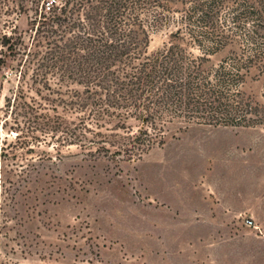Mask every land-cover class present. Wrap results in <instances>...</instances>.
<instances>
[{
    "label": "rangeland",
    "instance_id": "1",
    "mask_svg": "<svg viewBox=\"0 0 264 264\" xmlns=\"http://www.w3.org/2000/svg\"><path fill=\"white\" fill-rule=\"evenodd\" d=\"M51 1L0 0V152L8 154L0 156V264H264V124L175 120L165 124L163 144L133 154L142 127L134 116L122 128L115 119L88 117L77 104H58L57 91L82 87L66 86L55 73L35 77L32 65L19 81L24 62L10 55L3 36L31 47ZM179 27L173 18L152 26L148 54L180 45L202 58L205 71L228 56L229 48L204 56L176 36ZM21 89L31 108L16 114ZM241 90L264 105L260 67L250 69ZM207 158H239L229 170L256 193V204L233 227L177 229L176 188L170 189L176 178L165 174L204 176L213 170Z\"/></svg>",
    "mask_w": 264,
    "mask_h": 264
},
{
    "label": "trees",
    "instance_id": "2",
    "mask_svg": "<svg viewBox=\"0 0 264 264\" xmlns=\"http://www.w3.org/2000/svg\"><path fill=\"white\" fill-rule=\"evenodd\" d=\"M49 10L31 47L20 37L3 36L10 55L24 62L19 81L32 65L35 77L55 73L66 86L82 87L57 91L58 104H77L79 112L97 121L124 122L134 116L142 127L135 137L141 146L133 154L163 144L165 124L175 120L184 125L264 124V105L241 90L252 67L264 73V0H62ZM172 18L180 26L176 36L204 56L229 48L228 56L209 71L201 68V57L180 45L150 56V28ZM21 94L22 89L14 99L16 114L31 108ZM14 120L21 127V120ZM123 122L118 127H127Z\"/></svg>",
    "mask_w": 264,
    "mask_h": 264
},
{
    "label": "crops",
    "instance_id": "3",
    "mask_svg": "<svg viewBox=\"0 0 264 264\" xmlns=\"http://www.w3.org/2000/svg\"><path fill=\"white\" fill-rule=\"evenodd\" d=\"M238 159L207 158L213 170H209L204 176L193 173L165 174L166 178H176L170 184V189L173 186L176 188L174 193L178 203H174V226L177 229L189 223L192 226L233 227L239 223L241 213L256 204V193L243 189L233 170H229ZM219 164L226 171H215ZM179 176L184 182L177 181ZM235 182L237 186L234 185ZM205 241L212 240L209 238Z\"/></svg>",
    "mask_w": 264,
    "mask_h": 264
},
{
    "label": "built area",
    "instance_id": "4",
    "mask_svg": "<svg viewBox=\"0 0 264 264\" xmlns=\"http://www.w3.org/2000/svg\"><path fill=\"white\" fill-rule=\"evenodd\" d=\"M54 1H55V0H53V1H51V2H48V4H47V8H48V9L54 4Z\"/></svg>",
    "mask_w": 264,
    "mask_h": 264
}]
</instances>
